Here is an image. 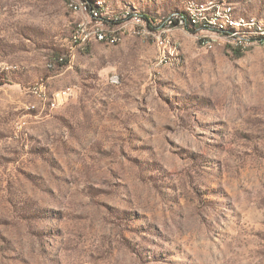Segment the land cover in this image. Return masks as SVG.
Instances as JSON below:
<instances>
[{"label":"rangeland","instance_id":"obj_1","mask_svg":"<svg viewBox=\"0 0 264 264\" xmlns=\"http://www.w3.org/2000/svg\"><path fill=\"white\" fill-rule=\"evenodd\" d=\"M97 1L143 20L77 44L70 0H0V264H264V40Z\"/></svg>","mask_w":264,"mask_h":264},{"label":"bare ground","instance_id":"obj_2","mask_svg":"<svg viewBox=\"0 0 264 264\" xmlns=\"http://www.w3.org/2000/svg\"><path fill=\"white\" fill-rule=\"evenodd\" d=\"M96 6L102 7L99 1L96 2ZM72 8L84 9L89 12L91 17L95 20L94 13L89 11L86 2L84 0H70ZM186 16L172 13L167 18H175L181 16L182 20L187 24L195 25L198 28L212 29L214 31L222 32L229 37L236 38L240 41H255L264 40L257 38H264V21L255 16L249 15H236L234 13V7L230 0H206L196 1L188 0L185 5ZM108 18L118 19L113 26H109L104 20L96 22V27L90 32H101L104 35L94 36L95 39L101 42L116 43L120 40L121 35L126 32V23H122L124 20L134 18L137 21L143 20L141 14L130 13L129 10H121L114 15H108ZM86 39L75 38L73 41L77 44H83ZM37 84V83H36ZM32 94L39 98H45L44 85L42 82L41 91L30 90ZM53 101H49L52 106Z\"/></svg>","mask_w":264,"mask_h":264},{"label":"built area","instance_id":"obj_3","mask_svg":"<svg viewBox=\"0 0 264 264\" xmlns=\"http://www.w3.org/2000/svg\"><path fill=\"white\" fill-rule=\"evenodd\" d=\"M89 11H92V9L88 6ZM95 13V21L99 20H109L116 22L118 19H103L100 17V15L97 12ZM150 20V19H148ZM151 21V20H150ZM164 24H181V25H187L181 18V16L175 17V18H167V20L163 21ZM133 29V28H132ZM198 30V27H196ZM104 35V33L101 32H89V28H84V35H78V39H88L92 36H99ZM257 39H264V38H257ZM3 66H16V65H3ZM2 66V67H3ZM42 88V80L38 82L37 84L33 85L30 90H36L38 92L41 91ZM73 92V88L70 86L65 89H61V95L54 96V101L52 106H56L60 100L66 99L71 93Z\"/></svg>","mask_w":264,"mask_h":264},{"label":"trees","instance_id":"obj_4","mask_svg":"<svg viewBox=\"0 0 264 264\" xmlns=\"http://www.w3.org/2000/svg\"><path fill=\"white\" fill-rule=\"evenodd\" d=\"M86 2V5H87V8L88 6L92 9V13L94 12H97L101 18L103 19H112V18H108V16L106 14H103V7H98L96 6V3L94 2V0H84ZM173 13H176L178 15H183L184 17L186 16V13L184 11V9L182 8V10H179V11H175ZM94 16H95V13H94ZM147 19V17H144ZM148 20V19H147ZM105 23H107L109 26H113L115 24L114 21H109V20H104ZM186 28H188L189 30H193V29H196V26L195 25H190L187 23V25H185ZM61 59V58H59Z\"/></svg>","mask_w":264,"mask_h":264}]
</instances>
